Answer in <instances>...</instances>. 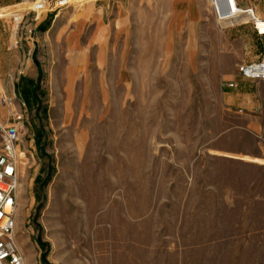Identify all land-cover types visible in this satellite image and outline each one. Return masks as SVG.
<instances>
[{"label": "rangeland", "instance_id": "374dc122", "mask_svg": "<svg viewBox=\"0 0 264 264\" xmlns=\"http://www.w3.org/2000/svg\"><path fill=\"white\" fill-rule=\"evenodd\" d=\"M123 1L84 47L102 1L0 0L25 264H264V135L222 100L240 27L209 0Z\"/></svg>", "mask_w": 264, "mask_h": 264}, {"label": "built area", "instance_id": "2783aa9c", "mask_svg": "<svg viewBox=\"0 0 264 264\" xmlns=\"http://www.w3.org/2000/svg\"><path fill=\"white\" fill-rule=\"evenodd\" d=\"M261 0H248L256 4ZM217 24L232 22L231 26L250 24L258 38L264 41V18L258 17L252 6L245 9L236 0H209ZM229 26V27H231ZM264 55V44L262 46ZM237 74L251 82H264V58L257 62L239 64ZM233 88V83L227 84ZM5 96L1 104H11ZM24 104L18 110L8 112L0 119V264H25L22 252L16 243V207L19 185L20 144L26 131Z\"/></svg>", "mask_w": 264, "mask_h": 264}, {"label": "crops", "instance_id": "0c3cea01", "mask_svg": "<svg viewBox=\"0 0 264 264\" xmlns=\"http://www.w3.org/2000/svg\"><path fill=\"white\" fill-rule=\"evenodd\" d=\"M101 3L98 4L96 9H100L93 14V26L92 29L94 32L92 33L91 38H87L86 33L79 32L82 27L85 26H74L69 33V36L75 38L77 44H81V46H87L88 41L92 44L101 43L102 38V29L105 26L104 24V4L108 1L112 2V6L115 9V12L124 11V1L123 0H100ZM190 1V0H189ZM236 4L240 8H247L252 6L255 14L264 18V0L259 1L256 4H250L248 0H236ZM239 30L234 31L232 35L234 36V45L238 48L236 56L234 60L237 63L236 68L239 64L245 63H253L264 58L262 52V46L264 41L258 38L250 24H239ZM234 27V26H231ZM83 28V29H84ZM79 33V34H78ZM5 32H0V62L3 61L5 66H10L11 62L19 64L21 62V53L19 51H14L11 48V43L7 44L6 38H4ZM72 38V40H73ZM78 38V39H77ZM22 40L26 41L28 44V37L22 38ZM69 42L71 40L69 39ZM75 48H71L74 50ZM29 65L30 64H26ZM4 65L0 63V69H2ZM28 66V67H29ZM20 73V72H19ZM29 75L33 77L34 71L31 67H29ZM227 78L223 81L222 87V100L223 105L229 111L236 112L239 115V118L244 121L245 129L254 134L264 135L263 125H264V82L255 83L251 81H247L241 78L237 71L233 74L225 75ZM233 83V88H228L227 84ZM14 88V85H12ZM7 92L9 91L8 87L5 86Z\"/></svg>", "mask_w": 264, "mask_h": 264}, {"label": "bare ground", "instance_id": "6f19581e", "mask_svg": "<svg viewBox=\"0 0 264 264\" xmlns=\"http://www.w3.org/2000/svg\"><path fill=\"white\" fill-rule=\"evenodd\" d=\"M18 21H17V23H19V19H17ZM231 24H232V22H223V23H220V25H221V27H222V29H224V28H227V27H229V26H231ZM227 26V27H226ZM10 103H8V105H9ZM20 193H21V185H20V183H19V185H18V188H17V200L19 199V195H20ZM17 213H18V209H17V207H16V217H17ZM17 221V220H16ZM17 229H18V227H17ZM16 232V231H15Z\"/></svg>", "mask_w": 264, "mask_h": 264}, {"label": "trees", "instance_id": "16d2710c", "mask_svg": "<svg viewBox=\"0 0 264 264\" xmlns=\"http://www.w3.org/2000/svg\"><path fill=\"white\" fill-rule=\"evenodd\" d=\"M56 3H57V2H56ZM56 3H55V4H56ZM55 4H54V6H57V4H56V5H55Z\"/></svg>", "mask_w": 264, "mask_h": 264}]
</instances>
